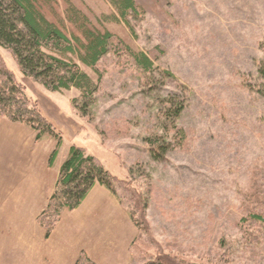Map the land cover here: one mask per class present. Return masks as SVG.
Instances as JSON below:
<instances>
[{"label": "rangeland", "instance_id": "obj_1", "mask_svg": "<svg viewBox=\"0 0 264 264\" xmlns=\"http://www.w3.org/2000/svg\"><path fill=\"white\" fill-rule=\"evenodd\" d=\"M133 1L125 18L110 0L40 5L69 37L84 35L69 21L71 5L85 29L114 36L95 69L75 58L98 86L93 95L51 92L0 49L62 150L82 147L118 177L109 192L125 211L122 192L143 198L142 234L124 223L117 236L125 243L102 263L149 264L163 252L182 264H264V227L254 247L244 241L242 204L254 164L264 162V0ZM173 242L180 246L170 249Z\"/></svg>", "mask_w": 264, "mask_h": 264}, {"label": "trees", "instance_id": "obj_2", "mask_svg": "<svg viewBox=\"0 0 264 264\" xmlns=\"http://www.w3.org/2000/svg\"><path fill=\"white\" fill-rule=\"evenodd\" d=\"M51 1L53 0H0V49L13 56L15 65L23 77L33 79L51 92L60 93L76 89L84 97L93 95L98 86L81 70L75 58L84 66L95 69L98 61L109 53V45L116 42L114 36L108 31L100 33L85 29L86 17L71 5L69 21L74 26H79L84 35L78 37L73 34L69 37L41 11L40 5L50 4ZM110 1L124 18L129 11L135 9L133 0ZM117 44L122 45L123 50L133 57L137 65L143 68L152 67L145 54H136L122 42ZM5 64L0 53V121L4 119L30 127L36 133L37 142L47 138L53 139L56 148L48 161L52 167L63 145V138L44 117L38 101L27 95L26 87L17 81L15 74ZM259 74L264 80V67L259 70ZM176 133L181 138V144L185 143V132L179 129ZM69 149L68 157L58 173L59 178L49 199V205L37 219L38 225L47 231V236L57 227L63 213L77 210L96 185L112 191V184L119 181L96 157L87 154L86 149L78 146ZM252 169L250 190L245 194L242 204L245 213L243 223L247 226L244 241L254 247L253 245L259 243V235L264 227V162L254 164ZM128 193L122 192L117 197L128 209L139 236V233L143 232L145 219L140 209L143 198L135 194L130 196L132 193ZM187 202L194 201L191 199ZM179 246L176 242L168 245L170 249ZM169 256L160 252L149 264H182ZM82 262L95 264L88 260L85 254L81 255L77 264Z\"/></svg>", "mask_w": 264, "mask_h": 264}, {"label": "crops", "instance_id": "obj_3", "mask_svg": "<svg viewBox=\"0 0 264 264\" xmlns=\"http://www.w3.org/2000/svg\"><path fill=\"white\" fill-rule=\"evenodd\" d=\"M35 137L28 126L0 121V264H77L82 254L103 264L101 258L125 243L118 228L126 223L135 230L129 214L107 188L96 185L47 236L37 219L49 205L68 155L62 145L51 167L56 142Z\"/></svg>", "mask_w": 264, "mask_h": 264}]
</instances>
